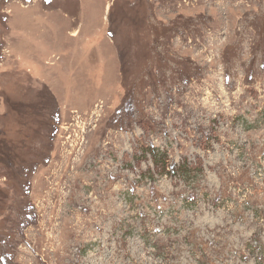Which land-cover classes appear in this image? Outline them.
<instances>
[{"label": "rangeland", "instance_id": "374dc122", "mask_svg": "<svg viewBox=\"0 0 264 264\" xmlns=\"http://www.w3.org/2000/svg\"><path fill=\"white\" fill-rule=\"evenodd\" d=\"M0 264H264V0H0Z\"/></svg>", "mask_w": 264, "mask_h": 264}]
</instances>
